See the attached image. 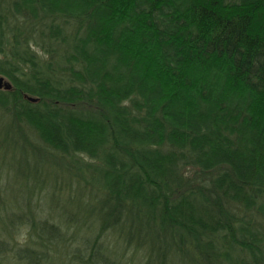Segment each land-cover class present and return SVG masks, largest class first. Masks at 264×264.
Wrapping results in <instances>:
<instances>
[{
    "label": "trees",
    "instance_id": "trees-1",
    "mask_svg": "<svg viewBox=\"0 0 264 264\" xmlns=\"http://www.w3.org/2000/svg\"><path fill=\"white\" fill-rule=\"evenodd\" d=\"M0 77V264H264V0H0Z\"/></svg>",
    "mask_w": 264,
    "mask_h": 264
},
{
    "label": "rangeland",
    "instance_id": "rangeland-1",
    "mask_svg": "<svg viewBox=\"0 0 264 264\" xmlns=\"http://www.w3.org/2000/svg\"><path fill=\"white\" fill-rule=\"evenodd\" d=\"M4 82H6V80L4 79ZM47 159L51 160L52 158L50 156H46ZM42 178H44L46 180V183H53L55 180L53 178V176H48V177H45L43 176ZM58 183L59 185L62 186L63 188V191H62V195H61V200H59V196L58 197H42L40 195H37L35 197V200L36 201H40V205H41V209H40V212L39 214H41L42 212V209H43V213H42V216L43 215H46L50 218L49 215H51V210L47 207H51L52 209V212H54L53 214H55L56 212L59 211V207L62 205V204H65L66 206L70 207V205L68 204V202L65 200V199H68V197H72L74 198L75 197V194L74 192H70L69 188H65L66 184H65V180L64 178H58ZM22 196V195H21ZM12 197H15V198H19L17 195H13ZM71 208V207H70ZM69 209V208H68ZM71 210V209H70ZM52 219L54 218V216L51 217ZM51 220V219H50ZM53 221V220H52ZM115 243H113V241H111V247H112V250L115 249L113 248V245ZM117 251H119V247L116 248ZM55 264H61V262H57Z\"/></svg>",
    "mask_w": 264,
    "mask_h": 264
},
{
    "label": "water",
    "instance_id": "water-1",
    "mask_svg": "<svg viewBox=\"0 0 264 264\" xmlns=\"http://www.w3.org/2000/svg\"><path fill=\"white\" fill-rule=\"evenodd\" d=\"M7 87H8V85H7L6 82H4V78L0 77V90L3 89V88L5 89Z\"/></svg>",
    "mask_w": 264,
    "mask_h": 264
}]
</instances>
